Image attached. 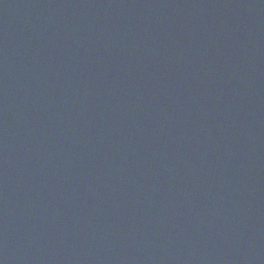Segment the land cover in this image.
I'll list each match as a JSON object with an SVG mask.
<instances>
[{
  "label": "water",
  "instance_id": "1",
  "mask_svg": "<svg viewBox=\"0 0 264 264\" xmlns=\"http://www.w3.org/2000/svg\"><path fill=\"white\" fill-rule=\"evenodd\" d=\"M0 264H264V0H0Z\"/></svg>",
  "mask_w": 264,
  "mask_h": 264
}]
</instances>
